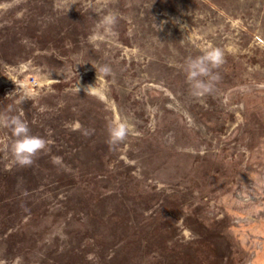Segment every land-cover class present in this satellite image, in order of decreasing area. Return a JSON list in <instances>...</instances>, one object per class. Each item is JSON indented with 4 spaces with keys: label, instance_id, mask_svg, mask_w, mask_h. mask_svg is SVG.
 I'll return each instance as SVG.
<instances>
[{
    "label": "rangeland",
    "instance_id": "obj_1",
    "mask_svg": "<svg viewBox=\"0 0 264 264\" xmlns=\"http://www.w3.org/2000/svg\"><path fill=\"white\" fill-rule=\"evenodd\" d=\"M6 116L48 149L0 152V264H264V0H0Z\"/></svg>",
    "mask_w": 264,
    "mask_h": 264
},
{
    "label": "clouds",
    "instance_id": "obj_2",
    "mask_svg": "<svg viewBox=\"0 0 264 264\" xmlns=\"http://www.w3.org/2000/svg\"><path fill=\"white\" fill-rule=\"evenodd\" d=\"M114 22L112 17L104 18L106 26H110ZM95 39V37H90V42ZM223 63L224 55L218 48L203 49L201 55L188 59L183 71L190 92L194 97L200 98L212 93L214 81L218 79L214 75V70L219 69ZM108 71V68L104 69L105 73ZM89 86L85 89L87 94H89ZM28 98L25 95L24 100ZM0 127L8 129L13 138L11 143L0 147V152L9 153L14 163L19 167L31 166L39 153H47L46 141L42 137L31 134L28 124L20 117H0ZM107 133L106 143L110 148L125 142L130 135L135 134L131 123L127 119L110 121L107 125ZM52 163L61 165L62 162L59 158H53Z\"/></svg>",
    "mask_w": 264,
    "mask_h": 264
}]
</instances>
